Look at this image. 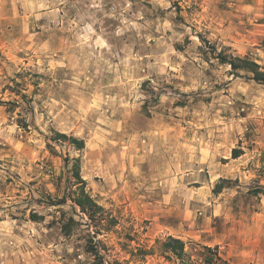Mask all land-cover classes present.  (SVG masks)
Returning <instances> with one entry per match:
<instances>
[{
    "label": "rangeland",
    "instance_id": "rangeland-1",
    "mask_svg": "<svg viewBox=\"0 0 264 264\" xmlns=\"http://www.w3.org/2000/svg\"><path fill=\"white\" fill-rule=\"evenodd\" d=\"M223 49L264 71V0H0V264H264V85Z\"/></svg>",
    "mask_w": 264,
    "mask_h": 264
},
{
    "label": "trees",
    "instance_id": "trees-1",
    "mask_svg": "<svg viewBox=\"0 0 264 264\" xmlns=\"http://www.w3.org/2000/svg\"><path fill=\"white\" fill-rule=\"evenodd\" d=\"M212 52H215L214 47L209 46ZM213 58L222 65H227L230 68L231 74L234 76H238L239 72H243L249 75L250 79L255 81L256 83L264 85V71L261 67L254 61L249 58H241L238 56H233L228 51L220 50L213 55ZM53 140L59 141H68L76 150H81L84 148V141L81 139H77L74 137H67L63 133H54V137L51 138ZM243 152L240 149H233L231 153V157L233 159L238 158L241 156ZM66 160V159H65ZM74 177L80 179L79 177V161L78 159L75 160L74 165ZM83 182V181H82ZM226 183V180L221 179L219 183L216 184L215 189L213 190L214 193H218L219 189L223 187L222 184ZM264 188L257 187L250 191V194L257 196L258 194H263ZM74 202L76 205L79 206L81 212H86L91 210L93 212H97L100 210V207L91 199V197L85 192L84 190V182L82 186L79 188V192L77 193L76 197L74 198ZM34 220H37L38 217L33 215ZM69 221L73 222L72 219ZM62 232L64 235L69 234V224L64 223L62 225ZM185 244L180 239L168 236L165 240L159 243V250L162 254H165V258L172 260L174 264H214L211 263V259H205L202 263L194 261L191 256L184 250ZM206 251H211V248L204 247ZM88 252L94 254L97 251H94L93 248L89 247L87 250ZM93 254V253H92Z\"/></svg>",
    "mask_w": 264,
    "mask_h": 264
}]
</instances>
